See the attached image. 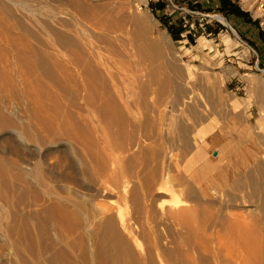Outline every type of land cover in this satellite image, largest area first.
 Here are the masks:
<instances>
[{"label": "bare ground", "instance_id": "bare-ground-1", "mask_svg": "<svg viewBox=\"0 0 264 264\" xmlns=\"http://www.w3.org/2000/svg\"><path fill=\"white\" fill-rule=\"evenodd\" d=\"M98 2L0 0V264H264V159L251 156L258 218L231 213L253 206L224 190L244 127L196 134L208 114L141 18L110 21ZM250 81L264 111V71ZM173 125L181 155H197L175 177L174 145L166 161L146 145Z\"/></svg>", "mask_w": 264, "mask_h": 264}, {"label": "rangeland", "instance_id": "rangeland-1", "mask_svg": "<svg viewBox=\"0 0 264 264\" xmlns=\"http://www.w3.org/2000/svg\"><path fill=\"white\" fill-rule=\"evenodd\" d=\"M161 1L166 2L168 5L164 12L156 11L155 8V4ZM98 4L101 8L100 9L98 7V9H100V14H102L103 17L108 18L109 20L110 18L113 19L114 17H117L116 15L127 12L136 13L141 18V25L146 31L148 38L155 41L160 46L163 59L157 62H164L168 64L173 74H177L179 77L181 75V83L186 88L193 91L195 99L208 114L206 119H204L203 123L200 122L201 124L198 123L199 126L198 124L195 126L197 129L196 130L194 128L195 133L197 132L196 134L203 137L202 139L206 140L211 137L213 131L218 132L220 129H230V127H232V122H235V125L237 126L244 127L243 139L240 140L239 148L246 149L245 154L248 158L246 157V155H244V160L239 163V165H237L234 176L231 177L232 179L230 178V180H228V184L225 185L224 190L228 192L229 196L237 198L239 200L243 199L242 201H244L246 198V201H244L245 205L248 206L247 203H249L250 206H253L252 211L246 212L240 211L238 209H233L231 210V213L238 215L243 214L244 216H246L245 218H248L246 220V223H250L251 218L255 217L252 215V213H254V215L256 214V216H260V210H258L260 203V189H258V187L260 188V172L256 169L254 171V167L252 166L251 162V156L259 155L261 159H264V153L262 151L264 147L262 148V146H259V136H264V111L256 100L250 77L261 76L262 71H264V56L261 55L262 52H259L256 47L252 46L251 43L247 44L257 53L258 57L260 56L259 63L256 61L257 58L252 52V50H250L246 45L237 41V36H239L242 41L245 40L241 37V35L238 33L234 26H232L234 32L229 30V27L227 25L222 26L223 31L220 33V35L206 36V34L202 35L198 32L196 33V28L202 29L197 26V24L202 18L192 13L200 12H198L197 10L190 9L188 7L181 6L176 3L175 0H100ZM172 5H174L175 7H173ZM242 8L245 10H250L248 12L251 14V16L256 17V10L254 8H250L248 4L246 6L242 5ZM165 17H172L175 19L176 22H187L188 24L185 30H191L192 33H195L194 41H189L188 43H185L182 42L181 38H177V40H175L176 38L172 37L171 33L168 31L164 24ZM205 20L208 21V19L205 18L204 20H201V22H204ZM226 23L229 26L231 25L229 21H226ZM177 72L180 74H178ZM171 113H173V111L171 112V108L168 107L166 109V124L164 123V130L168 128L167 123L170 126L171 121H177V119L175 120V118L178 116V114L176 112H174L173 114ZM237 117L239 118V120H241L242 124L239 122V120H237ZM235 119L239 122V125ZM216 127L218 129H216ZM224 127H227V129H225ZM164 132H166V130ZM164 132V137L165 135L167 136V133L171 134L169 135V137L167 136L166 138H168L170 143L172 144L168 145V139L166 140V138L164 137H158L154 132L150 134L146 141V145L150 149L153 148L151 150L155 158H157L156 156L160 155L161 151H163L161 147L162 145L165 151L164 154L162 152L164 157L166 156L167 151H169L168 149H170L167 148L168 146H171V148H176L177 130L174 129V125L172 126L170 133L167 132L164 134ZM257 133H259V135ZM251 135L256 137V139H251ZM164 139L166 140V142H164ZM165 143L167 146L165 145ZM255 143L258 145L259 148H256L257 145ZM150 144H153L155 147H151ZM173 145L174 147H172ZM157 146L159 147V149H161V151L156 149ZM260 147L262 148V150ZM208 148L209 147H207V149ZM216 148L219 147H214L213 149ZM172 150H176L177 152H179L177 153L176 151H174V154L173 151L171 152L172 156L174 155L172 158H174L176 155L177 159L174 158L170 162L169 160H167L166 163L168 164V169L171 175L172 173H174V170L177 172H175L176 174L172 175L175 177L180 174L179 167L183 168L181 169L182 172L188 169L189 167H191V165L197 158V155H195V153L193 152L187 154L189 156H187L186 154L181 155V153L184 152H181V149L179 151V147ZM212 150H207L208 160L215 161L213 153L212 155L210 154ZM181 156H187V158H183ZM179 157H181L184 162L181 161L182 159H178ZM175 162H177V164H175ZM219 165L221 164L218 163V166ZM176 168H178L179 170H176ZM216 169L217 166L213 167V170ZM215 177L217 182L221 180L220 177ZM255 184L259 186L257 187ZM227 186L231 187L228 188ZM253 190H258L259 192L257 191L258 193L256 194ZM174 196V194L168 191H166L165 194L162 195L163 206L166 209L172 206V203L176 198V196ZM179 198L182 199L183 196H179ZM256 202L259 203L256 204ZM248 212L251 214H249ZM259 228L260 226H258L256 229ZM247 229H252L251 233L255 232L253 231L254 229L251 226H248ZM220 244L222 248L227 247V242L225 241L221 242Z\"/></svg>", "mask_w": 264, "mask_h": 264}, {"label": "crops", "instance_id": "crops-1", "mask_svg": "<svg viewBox=\"0 0 264 264\" xmlns=\"http://www.w3.org/2000/svg\"><path fill=\"white\" fill-rule=\"evenodd\" d=\"M224 1H230L235 7L240 9V12L234 15L227 13L226 10L222 11ZM175 2L206 15L215 14L214 18L217 21L223 26L227 25L232 32H234L232 29V26H234L241 37L244 38V42L246 44L251 43L264 56V34L259 30L256 18L252 17L247 10L243 9L242 6L240 7L234 0H175ZM167 7L166 2L161 1L155 4L156 11L159 12H164ZM225 20L229 21L231 25L229 26ZM164 24L168 31L174 33V36L181 38L182 42L188 43L189 41H194L195 33H192L191 30H185L187 26L184 27V23L180 21L176 22L172 17H165ZM219 31H223V27L215 23L208 24L202 29H195L196 33L198 32L202 35L208 33L220 35L221 32L219 33ZM258 62L260 63V56L258 57Z\"/></svg>", "mask_w": 264, "mask_h": 264}, {"label": "built area", "instance_id": "built-area-1", "mask_svg": "<svg viewBox=\"0 0 264 264\" xmlns=\"http://www.w3.org/2000/svg\"><path fill=\"white\" fill-rule=\"evenodd\" d=\"M234 1L241 7V5L244 3L243 1H245V0H234ZM250 2H251L252 7L257 11V15H256L255 18H256L259 30L264 34V0H250ZM172 6L175 7L174 5H172ZM247 11H250V10H247ZM192 14H195L196 16L201 17L202 18L201 20H204L205 18L208 19V21L205 20L204 22H201V20H200V22L198 23V26L200 28H204L206 25L213 24V23L223 26L219 21H217L214 18V16H216L215 14H212V15L211 14L210 15H206L204 13H192ZM187 24L188 23L185 22L184 23V27H186ZM229 30H230V28H229ZM220 32H222V31H219V33ZM225 32H226V30H225ZM206 36H211V34L208 33V34H206ZM236 39H237V41L239 43H242V44L246 45L250 50H252V52L255 54V56L257 58L256 61L258 62L257 53L251 47H249L244 41H242L239 36H237Z\"/></svg>", "mask_w": 264, "mask_h": 264}, {"label": "trees", "instance_id": "trees-1", "mask_svg": "<svg viewBox=\"0 0 264 264\" xmlns=\"http://www.w3.org/2000/svg\"><path fill=\"white\" fill-rule=\"evenodd\" d=\"M226 10L227 13L229 14H237L238 12H240V9L238 7H235L232 3H230V1H224L222 4V11ZM171 33V31H170ZM174 33H171L173 38H176L175 40H177L178 37L173 35Z\"/></svg>", "mask_w": 264, "mask_h": 264}]
</instances>
